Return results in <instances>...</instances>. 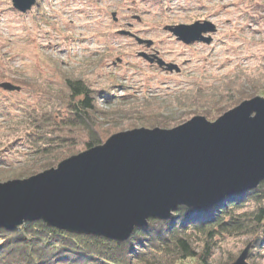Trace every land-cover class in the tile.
Returning a JSON list of instances; mask_svg holds the SVG:
<instances>
[{"label": "rangeland", "instance_id": "1", "mask_svg": "<svg viewBox=\"0 0 264 264\" xmlns=\"http://www.w3.org/2000/svg\"><path fill=\"white\" fill-rule=\"evenodd\" d=\"M196 22L215 26L210 45H185L166 31ZM67 80L82 81L92 93L95 121L108 139L144 128L157 113L169 118L168 129L203 116L196 112H210L212 118L205 119L213 122L237 107L240 95L264 98V0H35L26 13L0 0V83L21 89L0 90V183L43 160L10 126L26 120L28 111L48 109L51 101L60 121L69 102L60 93L67 92ZM188 96L199 102L185 100ZM218 107L227 109L217 113ZM254 209L249 203L237 213ZM189 235L195 253L208 254L205 264H232L249 244L248 263L264 264V242L255 236ZM175 264L202 263L190 258Z\"/></svg>", "mask_w": 264, "mask_h": 264}, {"label": "water", "instance_id": "2", "mask_svg": "<svg viewBox=\"0 0 264 264\" xmlns=\"http://www.w3.org/2000/svg\"><path fill=\"white\" fill-rule=\"evenodd\" d=\"M26 13L35 0H11ZM115 17V14L112 15ZM185 45H210L212 23L167 27ZM140 44L150 47L129 32ZM168 72L177 66L148 59ZM0 90L20 87L0 83ZM264 181V98L254 97L213 122L196 116L172 129H135L25 180L0 184V229L42 222L74 235L127 241L150 219L167 221L178 207L203 210ZM250 244L232 264H249Z\"/></svg>", "mask_w": 264, "mask_h": 264}, {"label": "trees", "instance_id": "3", "mask_svg": "<svg viewBox=\"0 0 264 264\" xmlns=\"http://www.w3.org/2000/svg\"><path fill=\"white\" fill-rule=\"evenodd\" d=\"M65 90L67 92L60 93H67L69 102L60 121L55 116L59 107L55 101H51L48 109L25 111L26 120L10 126L14 133L23 134L22 138L34 154L43 160L33 167L11 174L9 179L29 178L39 174L36 171L49 170L61 161L108 140L95 121L97 111L90 103L92 93L83 82L67 80ZM256 95V92L240 95L236 103L240 104ZM57 98L56 101L65 102ZM185 100L199 102L198 97L194 96L185 97ZM224 109L227 107L215 108V111L221 113ZM196 113L206 119L212 118L208 111ZM168 120L157 113L153 114L150 122L141 125L146 129H168L171 125ZM32 168L38 169L34 171ZM249 203L255 205L253 211L237 213ZM189 233L205 235L209 239L217 233L249 234L255 236L259 244L264 242V181L253 190L225 197L211 208L197 211L178 207L169 220L152 219L147 227L135 229L132 236L121 243L69 234L49 228L42 222H25L11 231L0 229V264H175L190 258L205 264L208 254L195 253Z\"/></svg>", "mask_w": 264, "mask_h": 264}, {"label": "bare ground", "instance_id": "4", "mask_svg": "<svg viewBox=\"0 0 264 264\" xmlns=\"http://www.w3.org/2000/svg\"><path fill=\"white\" fill-rule=\"evenodd\" d=\"M211 35H212V34H209V33L206 34L207 37H210V38L212 39ZM166 71H167V70H166ZM6 83H7V82H6ZM252 99H253V98H252ZM249 100H250V99H249ZM144 129H146V128H144ZM167 130H168V129H167ZM67 159H68V158H67ZM65 160H66V159H65ZM63 161H64V160H63ZM61 162H62V161H61ZM51 169H53V168H51ZM34 176H35V175H34ZM31 177H33V176H31ZM31 177H29V178H31ZM27 179H28V178H27ZM21 180H25V179H21ZM12 181H14V180H10V181L4 182V183H0V184H6V183H8V182H12ZM172 214H173V212H172ZM171 216H172V215H171ZM147 226H148V224H147ZM147 226H145V227H147ZM145 227H144V228H145ZM2 229H3V228H2ZM4 230H5V229H4ZM96 238H97V237H96ZM247 262H248V261H247Z\"/></svg>", "mask_w": 264, "mask_h": 264}]
</instances>
